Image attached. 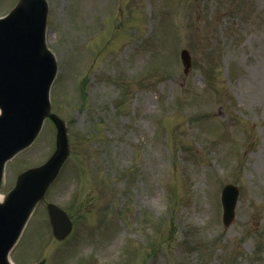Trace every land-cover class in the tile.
<instances>
[{"label": "rangeland", "instance_id": "374dc122", "mask_svg": "<svg viewBox=\"0 0 264 264\" xmlns=\"http://www.w3.org/2000/svg\"><path fill=\"white\" fill-rule=\"evenodd\" d=\"M15 1L1 0L0 14ZM49 4L54 110L72 156L46 201L68 207L77 232L56 241L41 201L13 258L151 264L143 244H154L155 264H264V0ZM55 141L48 120L2 190ZM227 183L241 191L225 227Z\"/></svg>", "mask_w": 264, "mask_h": 264}, {"label": "water", "instance_id": "95a60500", "mask_svg": "<svg viewBox=\"0 0 264 264\" xmlns=\"http://www.w3.org/2000/svg\"><path fill=\"white\" fill-rule=\"evenodd\" d=\"M46 6L42 0H22L8 19L0 20V176L4 161L29 144L38 133L50 104L47 88L55 65L44 43ZM185 58L187 53L185 52ZM49 61V62H48ZM49 68H45L47 65ZM59 125L58 151L43 167L28 171L17 188L0 206V264H7L6 253L19 235L36 201L55 176L67 155L63 123ZM224 191L226 223L234 216L236 190ZM57 237L67 232L64 212L49 206Z\"/></svg>", "mask_w": 264, "mask_h": 264}]
</instances>
